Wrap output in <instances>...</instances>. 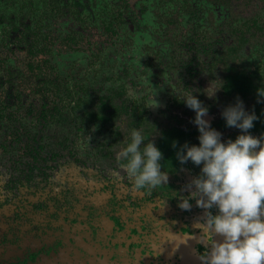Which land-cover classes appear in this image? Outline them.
Returning <instances> with one entry per match:
<instances>
[{
	"label": "rangeland",
	"instance_id": "1",
	"mask_svg": "<svg viewBox=\"0 0 264 264\" xmlns=\"http://www.w3.org/2000/svg\"><path fill=\"white\" fill-rule=\"evenodd\" d=\"M129 1L139 16L130 47L133 59L131 62L135 63L132 69L137 71L140 78L135 80L138 82L133 94L139 96L142 106L149 107L151 111L148 114L157 120L159 128L163 126L159 123L166 126L171 122L178 123L179 120L186 119L193 129L199 131L191 116L194 109L182 100L191 90L208 106L206 119L211 122V126L222 132L224 140L241 132L238 127L226 124L222 115L223 109L235 103L237 98H241L246 109L250 110L257 99L225 94L223 68L230 60H235L237 67L243 66L244 61L253 67L258 65L264 68V30L254 27L256 36L250 39V35H247L251 19H259L260 23L264 24V0H176L175 8L180 2L187 4V8L172 17L164 14L169 7L168 0ZM91 2L95 0H81V4ZM54 4V0H48L46 4L44 0H1L2 24L8 26L9 19H19L18 23L27 21L33 24L37 15L44 14L52 18L51 24L54 28L68 30L70 20L66 15L53 16L51 7L53 8ZM94 5L91 9L93 13L102 10V6L96 3ZM84 11L83 16L91 13L87 8ZM82 28L84 32L89 31L86 36L92 37L93 41H100L106 36L88 25ZM239 28L245 31L243 35L239 34L244 40L238 39L236 35ZM21 30L22 28L18 30L19 34ZM1 37L0 26V102L7 104L11 111L19 115L24 114L25 119L30 118L32 113L28 110L36 113L43 103L42 96L34 92L38 79L28 70V63L31 60L37 62L39 57H31L27 53L24 46L29 43L23 41L22 45L14 43L11 47L5 46ZM228 43L229 47L226 48L225 44ZM232 44L235 45L236 51L230 47ZM91 45V42L86 44L84 49L87 50ZM62 49L63 47L60 50ZM217 49L220 50L219 54L214 53ZM61 54L68 55L66 52ZM88 57L89 54H74L60 60L62 66H66L64 73L72 74L71 79H66L70 87L73 88L78 81L89 83L98 80L107 86L120 82L105 79L110 73L106 67L100 66L102 61L98 59L95 68L90 63L91 57ZM213 60L217 61L218 66ZM85 65L90 68V72H85ZM78 66V71L73 68ZM261 77H264V74ZM50 96L47 100L51 103L55 93ZM148 128L152 131L151 124ZM90 131L96 133L97 128ZM95 137L111 138L106 133ZM80 156L81 152L76 158ZM51 163L50 161L48 165ZM70 165L71 162H66L61 169L68 170ZM194 165L195 168L189 165L180 172V187L173 188L170 193L171 201L163 203L150 196L144 198L141 190L128 185V179L116 172L107 178L101 177L99 184L83 177L86 180L83 185L85 204L93 201L97 207L95 216L92 218L88 214H80L77 210L69 220L63 221L66 223L61 222L56 230L55 226L51 227L52 229L34 226L33 230L29 231L34 225L29 222L43 217L37 208L33 209L28 205L30 210L35 211H28V221L24 216H27L25 206L31 200L39 198L46 202L48 199H57L61 193L58 188L61 182L60 174L49 178V185H42V189L35 185L28 188V196L25 193L18 196L19 194L9 191L5 182L8 178H2L0 264H204L200 258L201 253L210 245L206 240H201V229L197 223L203 221L205 209L197 206L195 198L192 199L190 209L179 206L181 196H186L194 190V185L189 187V181L201 172L202 165ZM90 166L92 165L79 163L76 168L83 171ZM24 189L26 188H22ZM175 200H178L177 203H174ZM109 202L118 203L120 206L113 216L107 210ZM142 202H145L146 207L140 205ZM212 211L215 213L218 209L214 207ZM19 213L23 215L25 221H22L26 223L22 227L23 230L36 235L30 239L21 230H17L20 240L27 239L22 242L23 247L17 244L21 255L14 257L17 247H12L11 252L7 251L2 237L8 221L18 218ZM208 238L211 239V235ZM213 238L222 239L219 234ZM28 244L32 245L26 246Z\"/></svg>",
	"mask_w": 264,
	"mask_h": 264
},
{
	"label": "trees",
	"instance_id": "2",
	"mask_svg": "<svg viewBox=\"0 0 264 264\" xmlns=\"http://www.w3.org/2000/svg\"><path fill=\"white\" fill-rule=\"evenodd\" d=\"M44 1L46 4L48 0ZM175 1L168 0L169 7L166 8L165 15L172 17L183 8H187V4L181 2L176 4L175 8ZM54 2L51 12L54 17L58 14L67 16L70 20L68 30L52 28V18L44 14L37 15L33 24L27 21L18 23L19 19H9V25L12 24V26H3V18L0 16L1 38L5 46L10 45L11 47L14 43L19 45L24 42L29 43L27 46L29 55H35L37 53L35 47L39 45L43 52L54 51L51 47L49 48V45L43 43V40L51 46L61 45L63 47L62 50H57L55 59L47 57L38 63L34 61L28 63V70L38 79L34 92L42 96L43 103L38 112L28 110L32 115L25 119L24 114L19 115L11 111L7 104L0 102V184L3 183L2 178L7 177L5 182L9 191L19 194L18 196L24 193L28 196V188H33L32 186L35 185L42 189V185H49V178L60 174L61 182L58 188L61 189V193L58 194L57 199L54 201L48 199L44 202L38 198L26 204L27 216L24 217L27 221L28 211H35L30 210L28 205L33 209L37 208L43 216L29 222L34 224L29 231H32L34 226L40 229H52L51 227L55 226L56 230L61 222L66 223L63 221L69 220L77 210L80 214H88L93 218L97 207L93 201L85 204L83 185L86 184V180L83 177H88L89 180L99 184L101 177L107 178L116 172L128 179V185L135 186L127 176L123 162L117 156L130 137L131 129L136 127L140 128L146 138L154 141L162 150V171H167L168 179L164 184L155 188L135 187L144 193V198L150 196L159 199L162 203L167 200L171 201L172 189L180 187V172L189 165L195 168V163L191 159L181 162L177 152L185 142L198 144L200 133L197 129H193L186 119L179 120L178 123L171 122L166 126L159 123L163 125L159 128L157 120L148 114L151 111L149 107L142 106V102L138 99L139 96L136 97L133 94L138 82L135 80L140 79L137 71L132 69L135 63L131 62L130 48L134 39L135 25L139 21L135 8L129 0H106V3L104 0H95L91 2L92 4H81V0H54ZM94 3L102 6V10H98V13L91 11L95 7ZM84 7L91 12L88 16H83L86 9ZM191 18L193 20L192 16ZM251 20L247 34L250 35V39L256 36L254 27L264 30V24H261L259 19ZM87 25L89 28L106 34L105 38L99 39L100 41H93L92 37L87 38L86 34L89 31L84 32L82 28ZM21 28L19 34L18 30ZM46 29L52 30V33L46 32ZM244 32L242 28H239V33L235 32L238 39H243L239 34L243 35ZM95 36L96 34L93 35ZM90 42L91 47L85 50L84 46ZM225 46L228 48L229 43ZM230 47L236 51L234 44ZM61 52H66L68 55L63 56ZM219 52L220 50L217 49L214 53L219 54ZM74 54H89L90 63L95 68L97 60L100 59L102 61L100 66L106 67L110 73L105 79L120 82L117 85L107 86L98 80L89 83L78 81L73 88L70 87L66 79H71L72 74L64 73L63 69H66V66H62L60 60ZM213 58L215 59L214 54ZM234 61L230 60L223 68L224 92L227 95L238 94L257 99L248 111H255L259 118L254 121V127L248 131L264 135V97L258 93V89L264 87V77H261L264 74V68L258 65L253 67L249 62L244 61L243 66L237 67ZM213 62L217 65L216 60ZM79 66L73 68L78 71ZM83 68L85 72H90L87 65ZM123 80H130V84ZM52 93H55V96L50 103L47 97L50 98ZM193 113L191 116L195 119V110ZM150 124L152 131L148 128ZM92 128H97V132H91ZM100 133L109 134L111 138L97 139L95 136ZM239 133L235 134L232 139H235ZM152 134L153 138H151ZM80 152V158H76ZM50 161L52 163L48 165ZM66 162H71L72 165L68 166V170L61 169ZM79 163L92 166L80 171L76 168ZM200 165L202 164L197 167ZM22 188L26 189L22 190ZM177 201L175 200L174 203ZM110 202L107 210L113 216L120 206L118 203L110 204ZM140 205L145 206V202ZM22 220L25 221L23 215L19 213L18 218L9 220L7 223V229L2 237L7 251H10L12 247H17V244L23 247L22 242L27 239L20 240L17 230H21L30 239L36 235L23 230L22 227L26 223ZM30 245L32 244L26 246ZM19 247L14 252V257H20Z\"/></svg>",
	"mask_w": 264,
	"mask_h": 264
},
{
	"label": "clouds",
	"instance_id": "3",
	"mask_svg": "<svg viewBox=\"0 0 264 264\" xmlns=\"http://www.w3.org/2000/svg\"><path fill=\"white\" fill-rule=\"evenodd\" d=\"M258 93L264 97V87ZM182 100L195 110L200 135L198 144L185 142L177 156L181 162L191 159L202 168L189 181L194 190L181 196L179 206L190 209L195 198L197 206L205 209L197 226L201 240L210 247L200 258L204 264H264V135L248 131L259 117L237 98L222 115L228 126L242 131L235 139L224 140L222 132L206 119L208 106L193 91ZM162 157L157 144L136 127L117 156L135 186L150 188L168 179L167 171H162ZM214 207L218 209L215 213ZM216 234L222 239L213 238Z\"/></svg>",
	"mask_w": 264,
	"mask_h": 264
},
{
	"label": "flooded vegetation",
	"instance_id": "4",
	"mask_svg": "<svg viewBox=\"0 0 264 264\" xmlns=\"http://www.w3.org/2000/svg\"><path fill=\"white\" fill-rule=\"evenodd\" d=\"M45 16V15H44ZM52 28H53V26H52ZM46 32H50V34L52 33V30H48V29H46ZM43 43H45V44H47V45H49V48L51 47L54 51H52V52H50V51H45V52H43L42 50V48L41 47H39V46H36L35 48H36V50H37V55L35 54V55H30L31 57L32 56H35V57H39V59L37 60V62H35L34 60H31V61H34L35 63H38L39 61H42V60H44V58H47V57H50L51 59H55L56 57H57V50H60V48L62 47L61 45H52L51 46V44H49L47 41H45V40H43ZM27 46H29V44H25V48H26V51H27V53L29 54V52H28V47ZM57 46H59L58 48L59 49H57Z\"/></svg>",
	"mask_w": 264,
	"mask_h": 264
}]
</instances>
